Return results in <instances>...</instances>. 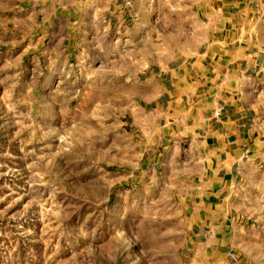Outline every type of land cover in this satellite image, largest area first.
Wrapping results in <instances>:
<instances>
[{
    "label": "rangeland",
    "instance_id": "1",
    "mask_svg": "<svg viewBox=\"0 0 264 264\" xmlns=\"http://www.w3.org/2000/svg\"><path fill=\"white\" fill-rule=\"evenodd\" d=\"M188 4L0 0V264H264V173L212 224L158 154L151 76Z\"/></svg>",
    "mask_w": 264,
    "mask_h": 264
},
{
    "label": "crops",
    "instance_id": "2",
    "mask_svg": "<svg viewBox=\"0 0 264 264\" xmlns=\"http://www.w3.org/2000/svg\"><path fill=\"white\" fill-rule=\"evenodd\" d=\"M188 1L191 27L151 76L155 137L215 224L249 174L264 173V0Z\"/></svg>",
    "mask_w": 264,
    "mask_h": 264
}]
</instances>
